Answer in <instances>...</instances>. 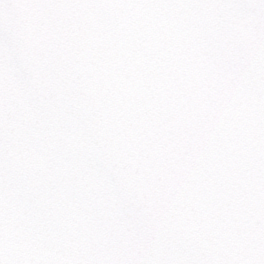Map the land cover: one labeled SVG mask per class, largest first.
<instances>
[{
    "label": "snow or ice",
    "instance_id": "snow-or-ice-1",
    "mask_svg": "<svg viewBox=\"0 0 264 264\" xmlns=\"http://www.w3.org/2000/svg\"><path fill=\"white\" fill-rule=\"evenodd\" d=\"M0 264H264V0H0Z\"/></svg>",
    "mask_w": 264,
    "mask_h": 264
}]
</instances>
